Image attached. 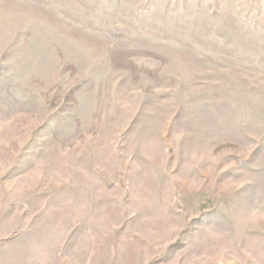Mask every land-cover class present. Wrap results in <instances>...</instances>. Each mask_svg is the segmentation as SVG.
Wrapping results in <instances>:
<instances>
[{"label":"rangeland","instance_id":"374dc122","mask_svg":"<svg viewBox=\"0 0 264 264\" xmlns=\"http://www.w3.org/2000/svg\"><path fill=\"white\" fill-rule=\"evenodd\" d=\"M0 264H264V0H0Z\"/></svg>","mask_w":264,"mask_h":264}]
</instances>
